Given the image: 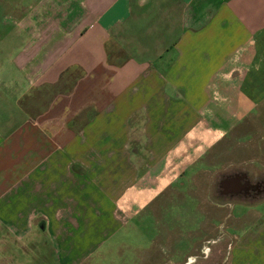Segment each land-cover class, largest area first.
<instances>
[{
  "label": "crops",
  "instance_id": "1",
  "mask_svg": "<svg viewBox=\"0 0 264 264\" xmlns=\"http://www.w3.org/2000/svg\"><path fill=\"white\" fill-rule=\"evenodd\" d=\"M15 4L0 69V264H44L49 246L60 264H86L128 221L168 209L155 205L175 185L217 217L204 241L229 237L226 264H264V197L215 194L224 169L264 168V155L220 160L227 137H241L229 152L264 141V0Z\"/></svg>",
  "mask_w": 264,
  "mask_h": 264
},
{
  "label": "rangeland",
  "instance_id": "2",
  "mask_svg": "<svg viewBox=\"0 0 264 264\" xmlns=\"http://www.w3.org/2000/svg\"><path fill=\"white\" fill-rule=\"evenodd\" d=\"M27 1L30 0H0L1 70L3 67L4 69L7 66L11 67L10 52L14 47L11 45L14 41L9 40L12 37L10 36L11 33L7 34V32L11 30L12 27L16 26L11 15L13 14L18 19L23 16L24 10H16L17 7L15 3L21 2L25 4ZM14 6L16 7L15 9H13ZM7 51H10V54L7 53ZM239 138L241 137H227L223 142L224 145L222 148L225 150V156L223 158L220 156V160H223V164L231 161L236 163L242 162V160H245L251 155H264V141L263 137L259 135H251L248 138L243 137L247 138L249 143L241 144L235 147L232 152H229V146L237 145ZM248 149H251V154L250 152L248 153ZM218 155L220 154L218 153ZM212 159H215V154L212 156ZM181 191L182 188L179 185H175V187L170 190L169 196L166 197L167 199H162L155 205L158 209L161 207L168 208L165 209L162 214L160 213L161 215L153 217L150 213L151 210L148 209L142 216L135 217L128 221L127 225L122 226L116 235L106 242L104 248L96 251V253H94L95 255H92L91 259L86 264H124L125 262L127 264H183L165 262L167 259L171 258L180 260V262H187L194 259L192 256H198L203 259L207 258L195 264H226L229 245L231 243L229 237L226 235L220 238L222 241L212 246L207 245L210 249L207 254H205L207 248H199L197 246L207 233H204L202 230L205 229L203 228L204 224L207 223L209 225V223H212V225L217 227L220 226L219 221L216 219L217 217L214 218L212 215L213 213H210L212 217L199 214L198 210L195 208L197 205L195 199H182L184 194H181ZM187 205H189V209L186 208ZM224 223L227 224V232L231 233V230L235 228L233 227L235 222L229 217L225 222H222V224ZM208 230L209 228L206 231ZM168 232H172V236L171 238L169 237V239L174 240L176 235L179 239L178 246L170 248L169 252L168 248H166L169 242V239L168 241L166 240ZM181 232L183 233L182 235H180ZM231 234H233V232ZM216 235L218 237L220 234L218 233ZM171 243L173 244V242ZM109 245L114 246L111 247ZM124 245H126V247ZM46 253L44 264H60L58 259L55 258L50 246L46 248Z\"/></svg>",
  "mask_w": 264,
  "mask_h": 264
},
{
  "label": "flooded vegetation",
  "instance_id": "3",
  "mask_svg": "<svg viewBox=\"0 0 264 264\" xmlns=\"http://www.w3.org/2000/svg\"><path fill=\"white\" fill-rule=\"evenodd\" d=\"M230 179L232 180V183L228 186L225 181ZM224 185L227 188L222 189L221 186ZM230 191H232L233 193L226 194V192ZM215 194L216 198L221 202L228 201L232 203H253L259 201L264 197V168L259 169L252 164H247L242 167L233 166L224 169L217 178L215 184ZM218 242L219 241L211 242L210 239L204 241L203 239L198 243L197 246L199 248H207V254V252L210 250L207 245L212 246L213 244H216ZM194 259L182 263L195 264L197 262L200 263L207 258L203 259L197 256Z\"/></svg>",
  "mask_w": 264,
  "mask_h": 264
},
{
  "label": "water",
  "instance_id": "4",
  "mask_svg": "<svg viewBox=\"0 0 264 264\" xmlns=\"http://www.w3.org/2000/svg\"><path fill=\"white\" fill-rule=\"evenodd\" d=\"M225 183L229 186V185H231L232 180L231 179L230 180H226ZM221 188L224 189V188H227V187H225V185H224V186H221ZM232 193H233L232 191L226 192V194H232ZM236 195H238V194H236Z\"/></svg>",
  "mask_w": 264,
  "mask_h": 264
}]
</instances>
